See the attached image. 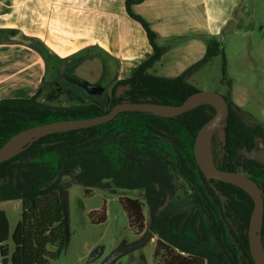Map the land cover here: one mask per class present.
Listing matches in <instances>:
<instances>
[{
  "label": "trees",
  "instance_id": "16d2710c",
  "mask_svg": "<svg viewBox=\"0 0 264 264\" xmlns=\"http://www.w3.org/2000/svg\"><path fill=\"white\" fill-rule=\"evenodd\" d=\"M139 1L126 0L127 10L146 29L153 56L131 76L117 80L107 104H54L40 100V91L28 98L1 99L0 148L14 134L35 125L105 114L125 100L180 105L200 90L187 79L186 71L176 76L150 73L164 47L151 23L133 9ZM6 32L19 30H0L4 36ZM27 37L45 58H60L42 39ZM221 53L222 42L212 39L203 60ZM224 63L226 70V60ZM225 97L229 114L212 134L213 142L217 136L221 138L219 151L213 147L215 163L222 169L245 172L264 190V164L242 156L243 150H254L258 140L264 139V125L247 122L242 107ZM216 113L217 107L209 101L175 116L122 111L98 125L47 134L0 162V201L19 199L23 207L12 233L7 213L0 209L3 264H10L7 241L11 237V264H50L51 258L61 254L67 239L61 179L71 173L88 186L87 191L105 178L119 187L143 191L154 213L146 237L158 236L154 257L161 255L164 264H257L248 235L252 194L235 182L206 176L195 155L198 132ZM122 203L131 225L143 229L144 202L128 197ZM261 235L264 246V216Z\"/></svg>",
  "mask_w": 264,
  "mask_h": 264
},
{
  "label": "crops",
  "instance_id": "0c3cea01",
  "mask_svg": "<svg viewBox=\"0 0 264 264\" xmlns=\"http://www.w3.org/2000/svg\"><path fill=\"white\" fill-rule=\"evenodd\" d=\"M255 0H141L133 9L159 34L164 52L151 68L167 59L174 74H195L208 42H221L224 31L242 25ZM18 29L42 39L57 55L90 50L116 64L119 78L131 76L154 54L147 31L133 18L126 0H0V30ZM46 73L44 55L30 44L0 33V93L33 96ZM188 79V78H187ZM21 82V84H20ZM8 83V86H4ZM5 95V96H9ZM1 95L0 94V98Z\"/></svg>",
  "mask_w": 264,
  "mask_h": 264
},
{
  "label": "rangeland",
  "instance_id": "374dc122",
  "mask_svg": "<svg viewBox=\"0 0 264 264\" xmlns=\"http://www.w3.org/2000/svg\"><path fill=\"white\" fill-rule=\"evenodd\" d=\"M221 42L224 54H218L207 64L197 66L195 74L187 76L188 80L200 90L216 91L228 96L242 107V115L247 122L264 125V0H255L254 8L245 22L237 29L227 28ZM89 61L90 59L86 62L88 65H84L82 69L80 65L74 63L70 67V72L79 79L67 83L68 93L62 92L55 97H48L47 92L52 89L45 82L48 77L45 76L38 90L41 93L38 98L65 105L106 103L108 88L106 91H97L93 88L94 85L85 84L101 80L99 73L95 72L97 69L102 70L101 59L96 60V64L89 65ZM162 62L150 68V73L173 75V64L167 59ZM116 66L111 62L112 70L116 69ZM113 78L117 79L119 76ZM4 86H8V83ZM0 94L4 95L0 100L7 97L28 98L21 95V92L18 94L13 92L12 95ZM258 143V147L252 151L243 150L242 156L255 158L264 164V139L260 138ZM214 146L219 151L221 147L219 136L215 142L212 140V154ZM61 184L67 239L61 254L51 258L50 264H164L161 255L157 256V259L154 257L158 236L153 234L149 240L146 237L154 213L147 204L143 191L119 187L109 178L90 186L87 191L88 186L79 182L74 173L65 174ZM183 190L182 183H179V192L182 193ZM128 197L139 198L144 202L146 221L143 229L130 223L122 203ZM0 209L6 211L12 233L22 218V201L19 199L0 201ZM103 215H106L104 220L101 219ZM7 245L11 264L14 250L12 237L7 241ZM50 249L53 247L50 246ZM0 264H3L1 248Z\"/></svg>",
  "mask_w": 264,
  "mask_h": 264
},
{
  "label": "water",
  "instance_id": "95a60500",
  "mask_svg": "<svg viewBox=\"0 0 264 264\" xmlns=\"http://www.w3.org/2000/svg\"><path fill=\"white\" fill-rule=\"evenodd\" d=\"M14 39L20 40L24 43L31 44L33 39L26 37L22 32L14 36ZM51 53L56 54L51 48ZM51 77V76H50ZM206 97H215L219 100L220 104L217 107V113L205 123L198 132L195 142V155L200 165V168L204 174L210 178L232 181L242 186L236 181H242L249 185L250 190H248L254 198V208L250 217L248 235L250 242V250L252 256L257 264H264V255L261 254L259 248V239L264 250L262 241V224L264 216V190L259 184V182L252 176L246 174L245 172L237 170L222 169L215 163L212 154V140H211V154L212 163L207 161L203 153V145L205 138L209 133L214 132V130L223 123L225 118L228 116L230 111V106L227 98L216 91H203L199 90L191 94L182 104L180 105H165L152 101H131L125 100L116 103L112 109L101 115L93 117H82V118H67L56 121H51L39 125H35L26 128L16 134H14L1 148H0V162H3L15 154H17L24 147L28 146L38 138H41L47 134L66 131L78 128H84L89 126L98 125L115 118L122 111H152L164 116H175L186 112L194 105L204 100ZM211 134V137H212ZM222 138H225L224 132H221ZM22 144L19 148L18 145Z\"/></svg>",
  "mask_w": 264,
  "mask_h": 264
},
{
  "label": "flooded vegetation",
  "instance_id": "af4514ba",
  "mask_svg": "<svg viewBox=\"0 0 264 264\" xmlns=\"http://www.w3.org/2000/svg\"><path fill=\"white\" fill-rule=\"evenodd\" d=\"M18 33L21 32H17L15 34H10L6 32L5 39L8 37L11 40H17L14 39V36ZM90 53H91L90 50H85L82 53H76L68 57L60 56V58H51V57H49L48 59L45 58L46 61L45 76H48L45 82H47L50 88L52 89L51 91L47 92L48 97H53V96L55 97L58 94H62V92L68 93L67 83L71 80L78 81L79 77L70 72V67L73 65V63L74 65H78V66L80 65L81 66L80 69H82L84 65H88L86 64V62L89 59H90L89 65L96 64V60H94L95 58L90 57L92 56ZM99 58L101 59L100 64H102L103 66L102 67L103 71L101 69H99L101 72H99L98 69L97 70L93 68L91 69L95 70L96 73H99V75L101 76V80L95 81L93 84L92 83L90 84L88 82H85V84L88 86L94 85L93 88H95V90L97 91H106V89L108 88L109 89L108 100L106 103H101V104H107L110 101V92L114 87V85L116 84L117 80L120 78L114 79L113 76H117L115 71L110 68V65L107 64V60L103 58L100 54H99ZM112 73H114L115 75H112ZM101 85L103 87H101Z\"/></svg>",
  "mask_w": 264,
  "mask_h": 264
},
{
  "label": "bare ground",
  "instance_id": "6f19581e",
  "mask_svg": "<svg viewBox=\"0 0 264 264\" xmlns=\"http://www.w3.org/2000/svg\"><path fill=\"white\" fill-rule=\"evenodd\" d=\"M204 100H207V101L213 103L215 106H219V104H220L219 100L215 97H206ZM211 134L212 133H209V135H207V137L205 138V141H204V145H203V153H204L207 161H209L210 163H212V154H211L212 137H211ZM20 146H22V144L18 145L16 148H19ZM236 182H238L239 184H241L242 186H244L250 190L249 185L246 184L245 182H242V181H236ZM259 248H260L261 254L264 255V250L262 248V244L260 242V239H259Z\"/></svg>",
  "mask_w": 264,
  "mask_h": 264
}]
</instances>
